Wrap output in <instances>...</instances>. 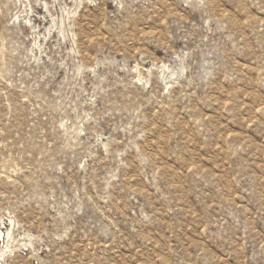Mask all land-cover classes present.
<instances>
[{
	"label": "rangeland",
	"instance_id": "374dc122",
	"mask_svg": "<svg viewBox=\"0 0 264 264\" xmlns=\"http://www.w3.org/2000/svg\"><path fill=\"white\" fill-rule=\"evenodd\" d=\"M0 264H264V0H0Z\"/></svg>",
	"mask_w": 264,
	"mask_h": 264
}]
</instances>
